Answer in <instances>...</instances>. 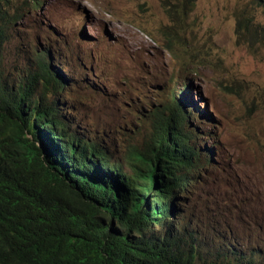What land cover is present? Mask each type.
<instances>
[{"label":"trees","instance_id":"1","mask_svg":"<svg viewBox=\"0 0 264 264\" xmlns=\"http://www.w3.org/2000/svg\"><path fill=\"white\" fill-rule=\"evenodd\" d=\"M23 1L34 12L44 5ZM5 2L0 0V264H264L263 196L244 197L234 218L238 207L214 201L212 220L210 209L196 202L215 162L212 148L194 143L190 120L202 124L203 110L189 89L170 98L143 148L117 160L72 118L65 95L72 81L48 50L36 49L24 70L7 68L9 28L21 17L10 15ZM162 3L172 22L183 25L197 0ZM251 7L264 9V0H251ZM248 13L238 20L237 34L249 27L263 34ZM248 204L254 209H242Z\"/></svg>","mask_w":264,"mask_h":264},{"label":"rangeland","instance_id":"2","mask_svg":"<svg viewBox=\"0 0 264 264\" xmlns=\"http://www.w3.org/2000/svg\"><path fill=\"white\" fill-rule=\"evenodd\" d=\"M5 3L21 17L9 28L7 68L24 70L36 49L48 50L72 81L65 94L72 118L117 160L145 146L170 98L186 87L209 115L199 114L202 124L190 120L194 143L212 148L215 162L197 204L212 220L214 201L231 202L234 218L244 197H264L263 8L251 0H197L180 25L162 0H44L36 12L23 0ZM249 11L263 34L251 27L237 34Z\"/></svg>","mask_w":264,"mask_h":264}]
</instances>
